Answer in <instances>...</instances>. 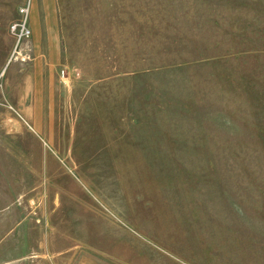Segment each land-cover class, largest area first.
Here are the masks:
<instances>
[{
	"label": "rangeland",
	"instance_id": "rangeland-1",
	"mask_svg": "<svg viewBox=\"0 0 264 264\" xmlns=\"http://www.w3.org/2000/svg\"><path fill=\"white\" fill-rule=\"evenodd\" d=\"M0 264H264V0H0Z\"/></svg>",
	"mask_w": 264,
	"mask_h": 264
},
{
	"label": "built area",
	"instance_id": "built-area-1",
	"mask_svg": "<svg viewBox=\"0 0 264 264\" xmlns=\"http://www.w3.org/2000/svg\"><path fill=\"white\" fill-rule=\"evenodd\" d=\"M20 15L22 16V20L16 24L11 25L10 33L14 37L15 46L20 50H26L27 47L25 45V41L30 36V30L27 26V15H28V8L22 7L19 10Z\"/></svg>",
	"mask_w": 264,
	"mask_h": 264
}]
</instances>
